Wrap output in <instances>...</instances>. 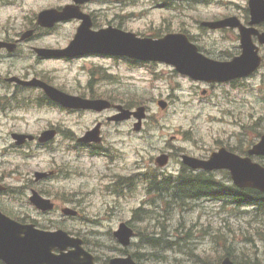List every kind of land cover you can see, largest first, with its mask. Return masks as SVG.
<instances>
[{
    "label": "rangeland",
    "instance_id": "obj_1",
    "mask_svg": "<svg viewBox=\"0 0 264 264\" xmlns=\"http://www.w3.org/2000/svg\"><path fill=\"white\" fill-rule=\"evenodd\" d=\"M206 1V2H205ZM46 1H39L38 3H32L31 8H25V12L20 15L31 14L32 8L36 9L41 7ZM174 8L168 10L163 8L164 2H158L156 0H140L139 5H131L128 10L133 13L130 17L124 20L126 26L130 29H134L137 32L154 33V31H166L167 29L178 30L186 29L194 37L202 39L204 46L209 48L212 52L218 50H226L227 52L238 51V42L233 36L222 38L221 33H234V31H213V30H201L200 24L197 23L194 18L201 20H216L226 15H242L245 14L248 7V0H173ZM21 5L16 7L17 11L22 10ZM7 8L1 9L0 13V27H10L12 31L20 30L21 26L25 25L26 19H19L14 16L11 19V25H5V15ZM241 17V16H240ZM16 25V27H13ZM96 63H109L108 61L95 59ZM50 73H58L59 78L55 79L56 83H76L74 80H64L63 78H73L79 74L78 67L71 68L70 70L64 66H58L53 68L48 65ZM163 76L167 79H159L155 81L153 85H150L152 80L145 81V84H140L141 87H137L141 93L145 94L149 99L157 97H167L171 94L170 102L171 107L168 112L160 114L159 123L147 125L150 130H157L160 126L164 130L159 129V132L155 133L150 142L151 148L147 147L138 138V135L134 136V139L129 138L127 146L124 148L126 156L124 161L128 164V170L136 169L138 163L142 157H147L148 163L153 155H157L160 149L166 150L167 145L173 146L174 157L170 164V170L179 169V153L181 151H188L194 155H206L209 151L217 149L219 146L245 147L248 142H255L258 138V133L264 132V67L258 76L250 78L244 84L239 85L237 90L231 85L216 86L211 89V92L207 96L202 95L204 89H209L206 85L191 82L178 75H174V78H170L169 74L172 72L171 68H163ZM114 71H116L114 69ZM121 78L127 76L125 73L115 72ZM85 73H81L77 77L84 81ZM165 77V78H166ZM129 81H131L129 79ZM152 86V87H150ZM120 89V88H118ZM128 90V87H126ZM129 89L133 91V85L129 84ZM251 90L252 93H249ZM159 95V96H158ZM86 120H82L80 125H77L68 119L63 118L64 124L72 126L74 128H84L86 123L91 121L89 115H85ZM59 117L53 116L50 112V120L57 121ZM40 124H46V122H40ZM255 125V127H254ZM124 127V126H123ZM130 128V127H129ZM158 147L159 150L153 148ZM11 163H5L1 165V172L9 170L20 171L23 175L25 170L29 171L35 169L44 168L48 170L55 166H63L66 160L65 154L62 148L53 151L49 154L48 158L28 161V166H23V162L19 157H8ZM83 159V158H82ZM81 159V160H82ZM80 160V161H81ZM88 167L86 168L82 178L74 177L75 175H68L65 180L64 177H54V179L40 184L39 188L53 189L61 188L65 189L67 194L75 193L76 199L79 198V193L83 198L80 204L81 207L89 214L100 218L101 214L106 211L116 212L117 215L111 217L108 220H103L102 226L98 224L96 220L89 223H83L79 225L76 222L64 223L63 217L59 213H53L48 215H42L35 211V208L29 202L28 191L24 189L23 194H13L10 196H0V205L8 212H14L20 216L35 217L41 222L52 221L55 223H61L68 226L78 227L82 236L90 238V248L97 255L109 257L117 256L120 254L121 246L115 242L111 232L116 229L121 220L129 219L134 212V209L141 206L143 201L150 202L154 196H146L143 191V187L140 186L139 196L131 197L125 200H116L114 197L107 196L103 193L102 188L98 187L99 180L101 178H108L111 176L112 171L105 172L103 158L88 159ZM76 163H72L76 165ZM72 169V168H71ZM114 171L118 172L119 169L114 167ZM222 177V174L219 175ZM17 178L13 175L8 182L13 185V188L23 182L14 180ZM28 184V181L26 182ZM85 195V196H83ZM78 199V200H79ZM203 200L201 204L194 207L189 213H185L186 219H193L203 224L204 227L210 226V234L204 238L198 239L195 243L198 247L206 249L213 260L218 259V254H223L222 248H217V253L214 252V248L211 245L212 235L217 233V229L220 228L221 232L225 236H230L234 241L235 251H240L241 255H258L262 258L264 263V246L258 241L255 236L250 238L251 241H247L245 238L250 237L254 228L260 227L263 224V219L255 217L251 212H245L241 210H234L232 207L221 206L211 201L206 202ZM61 203V202H60ZM77 203L69 205L75 206ZM145 204V203H144ZM143 204V205H144ZM79 208V207H78ZM179 215L176 214L175 218L170 223V227H173L177 223ZM191 220H188L190 222ZM135 223L136 228L146 231L151 230V224ZM111 225V226H110ZM79 228V227H78ZM96 241V242H95ZM136 243H142L141 239L137 236L134 240ZM98 245V246H96ZM132 250H142L139 246L131 247ZM107 253V255L105 254ZM165 257V256H164ZM181 257V255H179ZM148 262L145 264H161L158 261L152 262L150 257H147ZM163 264V263H162ZM172 264V263H167Z\"/></svg>",
    "mask_w": 264,
    "mask_h": 264
},
{
    "label": "flooded vegetation",
    "instance_id": "obj_2",
    "mask_svg": "<svg viewBox=\"0 0 264 264\" xmlns=\"http://www.w3.org/2000/svg\"><path fill=\"white\" fill-rule=\"evenodd\" d=\"M5 1V0H4ZM8 0L5 3H12ZM99 2L98 7H92L91 4ZM104 3L105 5H102ZM66 7L77 8L91 16L93 27H104L113 24L109 17V12H112V0H91L80 4L74 0H50L49 5L43 9H57L63 11ZM42 9V10H43ZM18 15L6 17L5 25H11V19ZM19 18V17H18ZM21 19H26L25 25L21 26L20 30L12 31L10 27H0V42L9 45L0 47V112L4 116L16 114L17 112H26L24 109L33 101L34 90L41 92L44 98H41V103L48 102V96L40 87L28 86L23 84V81L39 78L49 83L43 74L38 70H42L45 64L51 60H60L71 63L79 58L70 57H52L43 56L41 49L48 48H65L70 45L75 37V32L82 21L78 18H72L56 23L52 28L40 26L37 22V16L24 15ZM13 27H16L14 25ZM68 28V29H66ZM27 30H32L33 33H25ZM55 37H58L57 41ZM11 77H18L21 81L10 80ZM13 104V105H12ZM20 107V109H19ZM23 113L19 121L25 126L24 130L13 127L12 131L31 133L27 128L30 126ZM49 128L47 124L41 131ZM10 132V137L12 134ZM34 141H26L21 147L30 146ZM15 143L13 142L14 146Z\"/></svg>",
    "mask_w": 264,
    "mask_h": 264
},
{
    "label": "water",
    "instance_id": "obj_3",
    "mask_svg": "<svg viewBox=\"0 0 264 264\" xmlns=\"http://www.w3.org/2000/svg\"><path fill=\"white\" fill-rule=\"evenodd\" d=\"M252 10L254 12V18H258L260 16V8H264V0H251ZM211 26H218V24H210ZM244 41L248 39L250 41L251 32L249 30L244 29L242 31ZM181 41L185 42L183 38L178 36L176 46L186 47L191 53L193 57V62L199 67L198 72L206 74L208 70H205V61L201 58H198L195 55L194 48L188 45H182ZM255 54H257L253 48L244 53L243 56L236 59V62L228 68H221L220 71L222 74L228 73H242L246 69H250L252 66L256 68L259 65ZM236 182L239 185H253L257 186L264 190V170L259 168L258 166L250 167V166H242L238 170L234 171ZM17 229H3L0 228V254L5 256V251H7L10 255H15L20 260H46L50 264H57L63 257L58 256L55 257L50 253V249L59 245L62 249L66 248L69 245V241L66 237V234H55L49 235L47 237L41 238L39 234H35L30 237V239H25L23 241H18ZM119 236L123 242H127V238L129 232L127 228L124 226L119 231ZM40 239V241H39ZM30 240V241H29ZM8 249H4L5 247ZM11 248H16L12 250ZM34 248V252L32 249ZM123 264L130 263V261H123ZM223 264H233L229 259H226Z\"/></svg>",
    "mask_w": 264,
    "mask_h": 264
}]
</instances>
